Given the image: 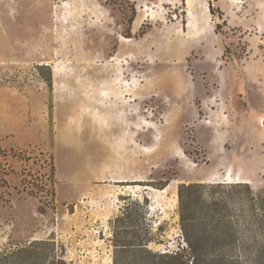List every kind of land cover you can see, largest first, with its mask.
<instances>
[{
    "label": "rangeland",
    "instance_id": "374dc122",
    "mask_svg": "<svg viewBox=\"0 0 264 264\" xmlns=\"http://www.w3.org/2000/svg\"><path fill=\"white\" fill-rule=\"evenodd\" d=\"M0 38L30 144L0 149V214L34 209L72 235L56 251L38 227L13 248V228L0 264H113L134 201L136 234L175 250L182 184L264 196V0H0Z\"/></svg>",
    "mask_w": 264,
    "mask_h": 264
},
{
    "label": "trees",
    "instance_id": "16d2710c",
    "mask_svg": "<svg viewBox=\"0 0 264 264\" xmlns=\"http://www.w3.org/2000/svg\"><path fill=\"white\" fill-rule=\"evenodd\" d=\"M134 17L132 8L128 26ZM142 35L140 31L137 37ZM125 37L132 38L130 30ZM177 195L184 244L175 250H150L161 242L136 234L140 206L134 201L117 218L121 230L113 233V264H264V196H256L249 184H182ZM235 200L242 202L238 211ZM162 230L159 224L156 231Z\"/></svg>",
    "mask_w": 264,
    "mask_h": 264
},
{
    "label": "crops",
    "instance_id": "0c3cea01",
    "mask_svg": "<svg viewBox=\"0 0 264 264\" xmlns=\"http://www.w3.org/2000/svg\"><path fill=\"white\" fill-rule=\"evenodd\" d=\"M128 40V39H127ZM2 57V44H1V38H0V60ZM243 63V62H242ZM242 68H249L248 61L241 64ZM221 78V85L220 88L222 89V97L224 100L221 114L225 117L228 116V110H227V104L225 103V80L221 75H219ZM218 76V77H219ZM15 91L11 88L6 87H0V149L1 150H10V149H19V148H25L28 147L30 144L28 143H22L21 141V133H22V127L23 122L21 123L20 120L16 117V105L14 104V95ZM238 97L240 100H242L243 95L238 93ZM244 102V107L246 108V103ZM243 104V103H242ZM217 117H221L220 113H216ZM89 193H87L86 196H88ZM81 197H84V195H81ZM65 200V199H63ZM86 205L83 206V209H87V202H83ZM3 214H0V240L4 241L8 238V234H6L4 237L3 234L12 231V229H15V234L12 235V238L10 239L13 243V248L18 244H21V240L26 237L28 234H35V232L38 231V227L43 230V234L45 235V241L46 243H55V250L57 251L60 248L59 244H63L62 237H66L67 239L71 238V233L66 232L65 234L59 235L56 232V227L54 225L48 226V216L45 213H37L34 209H28L25 210L18 208V207H11L10 209H4ZM23 214L26 215L27 219H23ZM40 216L42 219L34 218L36 216ZM74 233V232H73ZM53 235V237H51ZM51 237V238H50ZM59 238H61L59 240ZM49 241V242H48ZM1 243V242H0ZM66 247V246H64ZM68 253V252H67ZM65 253V254H67ZM64 257V256H63ZM58 258V257H57ZM71 261V260H70Z\"/></svg>",
    "mask_w": 264,
    "mask_h": 264
},
{
    "label": "bare ground",
    "instance_id": "6f19581e",
    "mask_svg": "<svg viewBox=\"0 0 264 264\" xmlns=\"http://www.w3.org/2000/svg\"><path fill=\"white\" fill-rule=\"evenodd\" d=\"M138 23L137 22H135V26L137 25ZM241 180V179H240ZM227 183H231V184H237V183H249V182H247V181H239V180H237V179H234V181H227ZM167 188V187H166ZM172 189H173V187H171ZM169 192V191H168ZM166 193V192H165ZM174 201V200H173ZM175 202V201H174ZM170 203H172V202H170Z\"/></svg>",
    "mask_w": 264,
    "mask_h": 264
},
{
    "label": "built area",
    "instance_id": "2783aa9c",
    "mask_svg": "<svg viewBox=\"0 0 264 264\" xmlns=\"http://www.w3.org/2000/svg\"><path fill=\"white\" fill-rule=\"evenodd\" d=\"M90 203V202H89Z\"/></svg>",
    "mask_w": 264,
    "mask_h": 264
}]
</instances>
